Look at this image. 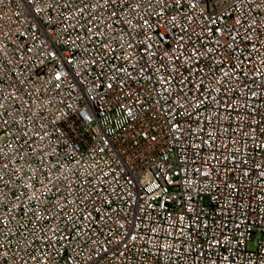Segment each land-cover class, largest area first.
I'll list each match as a JSON object with an SVG mask.
<instances>
[{"label": "built area", "instance_id": "2783aa9c", "mask_svg": "<svg viewBox=\"0 0 264 264\" xmlns=\"http://www.w3.org/2000/svg\"><path fill=\"white\" fill-rule=\"evenodd\" d=\"M0 264H264V0H0Z\"/></svg>", "mask_w": 264, "mask_h": 264}]
</instances>
